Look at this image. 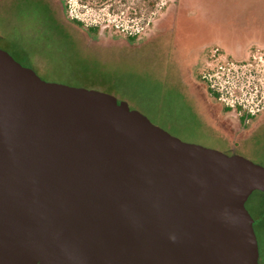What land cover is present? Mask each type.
<instances>
[{"label":"water","instance_id":"1","mask_svg":"<svg viewBox=\"0 0 264 264\" xmlns=\"http://www.w3.org/2000/svg\"><path fill=\"white\" fill-rule=\"evenodd\" d=\"M68 29L108 88L132 74L162 90L167 71L175 96L176 75L189 81L167 29L141 45ZM255 190L264 165L183 141L116 92L44 80L0 48V264H258Z\"/></svg>","mask_w":264,"mask_h":264},{"label":"flooded vegetation","instance_id":"2","mask_svg":"<svg viewBox=\"0 0 264 264\" xmlns=\"http://www.w3.org/2000/svg\"><path fill=\"white\" fill-rule=\"evenodd\" d=\"M5 1L8 3L0 4V17L10 20L13 30L27 37L30 53L25 49L0 48L35 72V66L42 60L44 67L61 69L71 80L90 88L109 90L103 79L91 73L84 54L76 49L77 41L57 5L52 6L49 0ZM69 22L81 25L76 19H69ZM87 34L90 40L95 39L93 32L87 30ZM2 35L0 32V38ZM172 50L180 55V64L188 72L190 83L198 87L199 98H203L208 107L207 115L199 105L201 100L197 103L195 95L190 92L189 81L176 75L173 95L180 105L174 112L185 111L194 123L189 130L203 131L207 137L197 136L186 142L221 149L228 154H240L255 162L257 156L264 153V81H261L264 47L226 49L208 45L203 49ZM166 74L167 71L161 96H166L169 91ZM117 97L122 98L118 94Z\"/></svg>","mask_w":264,"mask_h":264},{"label":"rangeland","instance_id":"3","mask_svg":"<svg viewBox=\"0 0 264 264\" xmlns=\"http://www.w3.org/2000/svg\"><path fill=\"white\" fill-rule=\"evenodd\" d=\"M49 1L52 6L57 5L61 9L68 25L69 19H76L81 23L78 28L84 32L90 27H96L93 40L101 44L121 45L128 41V36H134L135 40L131 44L141 45L167 29L172 36L171 44L175 46L174 49H203L205 46L198 45V42L212 37L219 30L225 29L232 33L244 28V31L257 32L264 28V0H61V3L59 0ZM13 29L10 20L0 18V32L3 34L0 38V47L10 50L25 49L30 53L27 37ZM232 36L233 43L235 36L234 34ZM209 46L221 45L211 41ZM34 69L44 80L90 88L71 80L61 69L44 67L42 60ZM142 75L141 71L139 76ZM131 77L132 74L127 75L123 82L116 86V91L113 88L106 91L116 92L128 101L131 108L143 112L153 123L166 128L172 135L184 141L193 140L197 136L207 138L204 137L203 131L189 130L188 127L194 123L185 111L174 112L180 105L177 97L171 96L169 91L166 96H161L162 90H158L154 82L143 79L135 81ZM261 77V81H264V76ZM194 89L198 95V87ZM195 99L197 100L196 97ZM209 115H212L210 111ZM255 162L264 165V153L259 154ZM245 207L255 221L258 264H264V192L253 191L246 200Z\"/></svg>","mask_w":264,"mask_h":264},{"label":"crops","instance_id":"4","mask_svg":"<svg viewBox=\"0 0 264 264\" xmlns=\"http://www.w3.org/2000/svg\"><path fill=\"white\" fill-rule=\"evenodd\" d=\"M238 30H235L232 33H228L225 29L223 31L219 30L212 37L205 38L199 41L198 45L208 46L211 41H215L226 49H248L251 46L264 47V28L259 29L257 32H254L255 30L251 32L249 30L244 31V28L241 31ZM232 34H234L235 36V41L233 43L231 42V39L233 37Z\"/></svg>","mask_w":264,"mask_h":264},{"label":"trees","instance_id":"5","mask_svg":"<svg viewBox=\"0 0 264 264\" xmlns=\"http://www.w3.org/2000/svg\"><path fill=\"white\" fill-rule=\"evenodd\" d=\"M78 23L81 24L80 22H78ZM96 29H97L96 27H90V28H89V30H90L91 32H95ZM128 40H130V41H134V40H135V37H134V36H128Z\"/></svg>","mask_w":264,"mask_h":264}]
</instances>
